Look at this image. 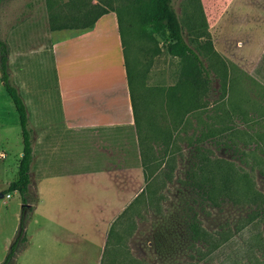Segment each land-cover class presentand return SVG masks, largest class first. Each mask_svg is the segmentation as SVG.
Listing matches in <instances>:
<instances>
[{"label": "rangeland", "instance_id": "rangeland-1", "mask_svg": "<svg viewBox=\"0 0 264 264\" xmlns=\"http://www.w3.org/2000/svg\"><path fill=\"white\" fill-rule=\"evenodd\" d=\"M187 1L171 0L184 42L195 50L209 39L224 69V78L210 74L197 97L202 108L195 111H190V104L186 110L168 107L169 92L174 100L181 94V64L166 53L163 37L131 41L125 19L133 30L134 20L129 18L132 7L139 4L134 0H3L0 4V40L7 48L9 82L19 88L27 109V87L37 88L49 106H55L49 49L75 32L68 28L82 26L80 15L106 8L119 17L125 62L138 76L131 82L140 96L135 107L139 116L142 108L147 121L141 122L142 127L151 122L145 144L155 161L148 164L150 177L142 193L113 224L102 264H264V0H196L199 7L190 0L197 10L194 31H205L208 38L190 32ZM65 52L63 75H75ZM77 59L74 53L73 61ZM153 133L158 139L152 138ZM162 136H169L166 147ZM20 150L17 115L0 83V154L4 155L0 193L15 177ZM197 150L236 169L233 199L221 195L210 199L187 183ZM253 193L259 195L254 202ZM5 195H0V261L4 239L17 226L15 215L21 209L18 195ZM192 221L204 232L202 239L189 236L187 224Z\"/></svg>", "mask_w": 264, "mask_h": 264}, {"label": "crops", "instance_id": "crops-1", "mask_svg": "<svg viewBox=\"0 0 264 264\" xmlns=\"http://www.w3.org/2000/svg\"><path fill=\"white\" fill-rule=\"evenodd\" d=\"M74 31L49 49L55 106L26 88L30 211L13 264H100L110 227L144 185L116 15ZM65 49L75 75H63Z\"/></svg>", "mask_w": 264, "mask_h": 264}, {"label": "trees", "instance_id": "trees-1", "mask_svg": "<svg viewBox=\"0 0 264 264\" xmlns=\"http://www.w3.org/2000/svg\"><path fill=\"white\" fill-rule=\"evenodd\" d=\"M3 0H0V4ZM136 7H132L130 16L131 20H134V28L131 30L130 20H126L127 26L129 28V34L131 41L133 38L137 39H147L148 41L153 39V35H159L163 37V47L165 48L166 53L178 59L180 62V72H179V83L181 94L177 100L172 98L173 92H169V108H175L177 110H186V106L190 104V111H195L201 109L197 98L205 90V85L208 83V79L211 73L216 75L219 78H224V69L223 63L218 57V55L213 51L209 39H206L202 44H197L195 50L191 49L183 40L182 37V28L181 24L176 17L172 7L171 0H143L138 1L134 0ZM197 7H199L197 1L195 0ZM187 5L190 7V14L188 16L189 21V30L195 36L204 34L208 38V34L205 31L196 33L197 30L194 27L197 23L194 16L197 14L196 6L193 8L194 2L187 1ZM94 8V7H93ZM108 10H111L116 15L117 30L119 34L122 56H123V67L125 73V79L128 89L129 100L131 103L132 118L135 128V134L137 139V146L139 152L140 166L142 170V176L144 183L149 180L147 169L150 161H155L151 148H149L145 142L148 139V130H150V123L145 124L147 128L141 126L142 121H146L144 114L141 108V115H138V112L135 107L136 98L140 99L138 94V89H133L131 82L133 77L136 81L137 73L134 74L129 71L127 68L125 57H124V44L122 40V34L120 29V20L116 12L112 9L103 8L98 12H94L92 15L91 10H86L80 15V20H82V26L78 28L70 27L68 29H78L86 30L92 27L95 20L106 13ZM196 17V16H195ZM128 18V17H127ZM78 20V19H76ZM67 28V27H66ZM205 63V64H204ZM0 83L9 97L13 109L17 115V122L19 128V136L21 142V156L18 159L15 177L8 183L6 189L0 193L4 195L5 193L16 192L19 197L21 204L27 203L26 199V190L29 183L28 175V166L30 163L31 152H30V135L27 129V120H26V110L23 104L21 97L19 96L16 88H14L9 82V74L7 72V48L5 43L0 40ZM178 86V85H177ZM176 84L173 85L171 91H175ZM179 87L177 91H179ZM136 93L137 95H135ZM190 100V102L188 101ZM188 103V104H187ZM187 113V112H186ZM174 118L178 117V112L175 111ZM147 122V121H146ZM143 128V129H142ZM145 129V130H144ZM147 129V130H146ZM206 131V130H205ZM203 132V131H202ZM199 135H201V133ZM210 134H214V130L206 131ZM152 138L158 139L153 133ZM152 135V134H151ZM264 136V135H263ZM168 137L162 136L160 138L162 146L166 147ZM264 155V151H263ZM195 162L192 164L191 168L188 170L187 183L193 188H199L203 193L211 199L214 195H221L230 199H233V196L236 195V179L238 172L233 167L230 162L209 158L207 154L197 150L194 154ZM150 174V173H149ZM264 176V172L262 173ZM142 190L135 196L131 203L124 209V211L117 217L114 223L120 219L124 213L136 202ZM252 201L254 202L255 198H259V195L253 193ZM263 201V200H262ZM263 204V203H260ZM30 209L26 210L23 206L20 209L17 228L12 238L3 260L0 264H13L15 256L25 247L26 236H25V222L27 220L28 212ZM113 223V224H114ZM112 225L107 234V239L105 243V248L103 255L101 257V263L104 260L105 253L109 249L110 236L113 232ZM188 234L193 240L202 239L204 232L198 226L195 221L189 222L187 224Z\"/></svg>", "mask_w": 264, "mask_h": 264}, {"label": "water", "instance_id": "water-1", "mask_svg": "<svg viewBox=\"0 0 264 264\" xmlns=\"http://www.w3.org/2000/svg\"><path fill=\"white\" fill-rule=\"evenodd\" d=\"M24 207L25 209L28 207V205L26 204V203H23V204H21V207Z\"/></svg>", "mask_w": 264, "mask_h": 264}, {"label": "built area", "instance_id": "built-area-1", "mask_svg": "<svg viewBox=\"0 0 264 264\" xmlns=\"http://www.w3.org/2000/svg\"><path fill=\"white\" fill-rule=\"evenodd\" d=\"M3 157L2 155H0V158ZM5 197H9V195H5Z\"/></svg>", "mask_w": 264, "mask_h": 264}]
</instances>
